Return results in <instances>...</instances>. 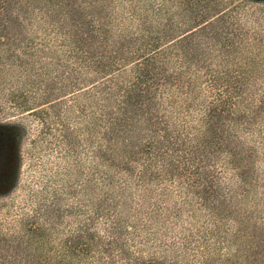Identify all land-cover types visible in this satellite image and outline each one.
Instances as JSON below:
<instances>
[{
    "label": "trees",
    "instance_id": "16d2710c",
    "mask_svg": "<svg viewBox=\"0 0 264 264\" xmlns=\"http://www.w3.org/2000/svg\"><path fill=\"white\" fill-rule=\"evenodd\" d=\"M165 1L139 5L117 35L101 23L99 37L84 33L73 8L80 20L65 52L43 42L35 51L32 41L22 55L6 49L0 99L35 117L39 139L79 168L76 134L87 133L90 176L81 188L90 187V210L79 190L64 187L72 203L56 193L31 213L22 207L0 217V264H264V231L246 224L251 215L238 196L256 185L253 150L242 138L264 110V36L250 39L255 27L245 26H264V9H244L264 0ZM11 2L0 0V35L20 40L9 27L26 11ZM173 3L180 11L162 21ZM172 13L190 22L177 35ZM13 82L18 91L4 97ZM8 138L0 130L1 152ZM225 244L237 248L217 255Z\"/></svg>",
    "mask_w": 264,
    "mask_h": 264
},
{
    "label": "rangeland",
    "instance_id": "374dc122",
    "mask_svg": "<svg viewBox=\"0 0 264 264\" xmlns=\"http://www.w3.org/2000/svg\"><path fill=\"white\" fill-rule=\"evenodd\" d=\"M11 4L23 6L26 11V15L21 18L19 16L16 19V26L13 24L9 27L10 30L16 35L19 33L20 40L16 38L10 39L4 37L5 30L0 25V40L3 41L0 49V61L6 60L9 57L6 49L10 48L12 53L17 52L18 55L28 51L26 46L27 41H32V48L40 49L43 47L40 43H46L45 49L49 47H57L59 43L63 45L60 47L62 52H65L68 48V41L70 37L75 33V22H79V18L72 15L73 8H76L81 20L83 21L82 27L90 37V30L95 36H98V27L101 23H104L110 27L114 35L121 33L120 28L123 22H128L131 12L135 9L136 13H139L143 7L149 6V0H60L62 2V8L51 9L45 8L42 1L37 0L35 4H28L25 0H10ZM133 1V2H132ZM153 2V0H152ZM161 3H166L165 0H160ZM251 2V0H250ZM171 3V2H168ZM248 9L253 10L255 13L264 9V4L259 3L258 5H245L244 11ZM16 10V9H15ZM179 12L180 7L175 3L171 4L166 14L162 12V21H165V17L169 15V11ZM55 14V15H53ZM170 15H174L173 13ZM127 17V20H125ZM175 18V32L174 34H180L181 29H184L190 22L189 20L184 22L178 15H174ZM52 19V20H51ZM244 19V18H243ZM160 18L155 17L151 19L153 25H156ZM23 26H21V24ZM137 23V22H135ZM18 26V28H16ZM62 26L66 28L68 33L65 35L61 31ZM245 26L250 29L255 27L253 34H249L248 37L251 39L253 35L264 36V26L255 25L251 20H246ZM20 31V32H19ZM129 31V30H128ZM125 32V31H124ZM99 37V36H98ZM63 41V42H59ZM48 49V48H47ZM86 49L83 47L81 50ZM48 51V50H46ZM7 56V57H6ZM24 56V55H23ZM22 57V56H21ZM34 57L32 54L31 59ZM61 68H58V74ZM89 82L84 84V87L90 85V69H89ZM19 86L13 83H8L3 89V96L7 97L10 91H18ZM38 95L42 93L41 90H36ZM28 95H33L32 92H28ZM63 94L52 97L53 99L62 96ZM69 98V97H68ZM65 98L63 100H69ZM0 99V130L4 131L8 135L6 147L3 151L0 150V213L4 218L9 219L16 210L23 207L24 213H31L33 203L40 199L47 198L50 195V199L54 195H63L62 202L66 205L72 203L73 195H67L63 190L64 187L69 189L73 187L75 191L79 190V195L86 201V209L90 210V187L88 190L81 188V181L87 180L90 176V143L86 136L87 133L79 131L77 135V143L79 149V161L82 166L79 168L75 165L74 156L64 155L57 156V152L51 150V147L47 146L45 140H40L38 137L41 125L35 117L27 114L25 109L20 107H9V102ZM61 100V101H63ZM44 100H36L34 105H40ZM71 127L77 129L90 127V125H79L78 123H72ZM254 128L253 134H247L242 138L246 147L252 148L251 154V165L254 168V176L256 185L239 196V202L241 204L242 212L251 215L249 219H246V224L253 227L259 226V230L264 231V135L261 130L264 128V110L258 115L252 124ZM241 132L239 129L237 133ZM23 135V137L20 136ZM81 135V136H80ZM243 135V133H242ZM47 139L51 140V135L47 136ZM21 142L20 146L18 142ZM0 149L2 147L0 146ZM78 157V158H79ZM84 169V172L79 170ZM233 171H229L228 174H232ZM237 179V177H236ZM239 179H237L238 181ZM47 191V192H46ZM77 192V195H78ZM33 194V198H30ZM31 204V205H30ZM84 204V203H83ZM187 220V218H186ZM1 221V219H0ZM6 221V220H2ZM71 227L78 225L77 218L74 217L69 219ZM234 226V225H231ZM68 228V226L66 227ZM232 229V227H231ZM230 229V231H232ZM65 231V229H64ZM237 248L236 245H224V247L215 251L217 255L233 254Z\"/></svg>",
    "mask_w": 264,
    "mask_h": 264
}]
</instances>
